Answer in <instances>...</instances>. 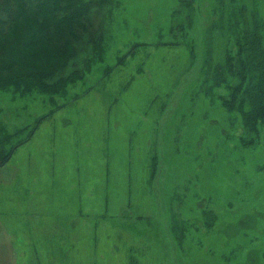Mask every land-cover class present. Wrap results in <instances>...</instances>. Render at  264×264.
Wrapping results in <instances>:
<instances>
[{
    "label": "rangeland",
    "instance_id": "1",
    "mask_svg": "<svg viewBox=\"0 0 264 264\" xmlns=\"http://www.w3.org/2000/svg\"><path fill=\"white\" fill-rule=\"evenodd\" d=\"M57 1L0 0V264H264V127L221 106L264 0Z\"/></svg>",
    "mask_w": 264,
    "mask_h": 264
},
{
    "label": "trees",
    "instance_id": "2",
    "mask_svg": "<svg viewBox=\"0 0 264 264\" xmlns=\"http://www.w3.org/2000/svg\"><path fill=\"white\" fill-rule=\"evenodd\" d=\"M195 2H197V0H195ZM91 5V0H80L77 4L76 11L80 14L81 10L85 12ZM57 6V0H46V7L48 9H43L42 7L44 10L42 13L45 17H49ZM195 8L197 10L196 6ZM193 15L196 17V13H193ZM62 18H67V15H61L60 19ZM233 21H235L234 14L231 22ZM232 44L235 48V50L232 51L233 63H229L227 68L230 73L235 70L237 78L233 75L236 81L231 94L226 97L222 96V99L219 97L222 100L221 106L227 111L236 113L237 117H240L241 129L243 132L255 133L256 136H259L262 127H264V49L259 36L256 33L250 32L247 27H243L240 33L234 32ZM17 52L18 54L14 57V60L22 63L19 51ZM204 58L205 55L203 56L202 64L199 65L201 70L203 68ZM12 59L13 57L0 58V67L4 66L6 62ZM43 77H45L44 74L34 75L23 70L20 75L14 78L16 81H11L14 84L22 82V84H18V89H16L23 91L26 88L36 85V82L39 84ZM8 157L9 153L0 155V164H3Z\"/></svg>",
    "mask_w": 264,
    "mask_h": 264
}]
</instances>
